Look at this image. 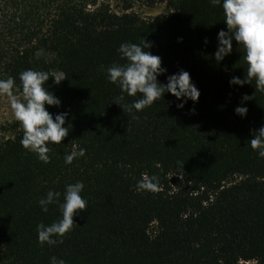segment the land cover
Returning <instances> with one entry per match:
<instances>
[{
	"label": "trees",
	"instance_id": "trees-1",
	"mask_svg": "<svg viewBox=\"0 0 264 264\" xmlns=\"http://www.w3.org/2000/svg\"><path fill=\"white\" fill-rule=\"evenodd\" d=\"M136 3L167 13L144 17ZM223 20L209 0H0V79L48 72L61 105L46 108L67 112L69 127L48 144V163L21 146L22 127L0 134V264H264V158L247 145L264 125V90L229 85L247 67L235 41L220 64L212 57ZM144 39L167 69L158 80L189 72L198 102L178 109L166 93L139 112L113 103L122 93L106 68L124 63L121 43ZM123 95V105L138 98ZM74 146L85 155L66 165ZM142 175L159 178L155 191H137ZM77 181L86 209L62 244L41 245L37 224L61 212H42L38 199L53 190L63 202Z\"/></svg>",
	"mask_w": 264,
	"mask_h": 264
},
{
	"label": "clouds",
	"instance_id": "clouds-1",
	"mask_svg": "<svg viewBox=\"0 0 264 264\" xmlns=\"http://www.w3.org/2000/svg\"><path fill=\"white\" fill-rule=\"evenodd\" d=\"M212 6L220 5L223 10L227 30H220L217 34V48L212 57L220 64L233 51L235 41L243 53V60L247 65L244 78L233 76L229 80L230 86L254 85L256 90H264V0H209ZM208 43L207 38L204 41ZM152 44L146 39L139 44L132 42L121 43L117 49L119 57L124 63L114 62L106 68L107 79L117 85L121 95L113 103L131 112H139L145 107L172 94L179 103L176 107L183 109L188 101L198 102L201 95L192 82L190 73L181 69L167 75V83L160 82L158 77L167 73L162 66V58L151 51ZM103 68V66H101ZM54 83L59 85L65 79L63 75L51 76ZM50 75L45 71L27 69L19 73V85L11 76L0 79V96H6L12 115L23 128L21 146L36 154L43 163L50 160L48 144H59L68 135L69 127H65L67 112L53 115L47 106L61 105V100L45 86ZM19 93V95H17ZM137 97L132 103L123 105L124 95ZM249 96L242 97L241 105L234 112L240 117H246L248 109L242 106ZM194 111V110H193ZM247 145L257 152L258 157L264 158V125L251 132ZM85 149L75 146L71 152L64 155V163L71 165L74 160L83 157ZM184 164V163H183ZM183 164L178 162V166ZM159 185L156 175H142L137 181V191H155ZM84 184L80 181L67 184L63 192V202L59 191L49 190L44 197L38 199L42 212L49 211V205H57L61 217L49 225L39 223L36 226L37 241L52 247L63 243V237L69 233L74 225L73 217L78 210L86 209L87 201L81 193ZM50 264H66L64 259L50 257Z\"/></svg>",
	"mask_w": 264,
	"mask_h": 264
},
{
	"label": "rangeland",
	"instance_id": "rangeland-1",
	"mask_svg": "<svg viewBox=\"0 0 264 264\" xmlns=\"http://www.w3.org/2000/svg\"><path fill=\"white\" fill-rule=\"evenodd\" d=\"M134 10L144 17H153L158 14L167 13L165 4H157L154 7H147L143 4L136 3ZM56 75H61L56 73ZM18 126L22 127L21 124L16 121L12 115L9 101L6 96H0V134L10 135L13 129ZM247 264H257L255 261L247 262Z\"/></svg>",
	"mask_w": 264,
	"mask_h": 264
}]
</instances>
